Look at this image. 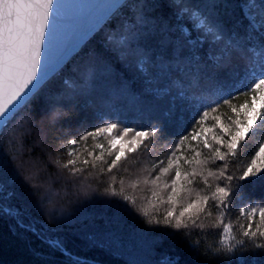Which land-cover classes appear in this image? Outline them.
Masks as SVG:
<instances>
[{"label":"snow or ice","instance_id":"1","mask_svg":"<svg viewBox=\"0 0 264 264\" xmlns=\"http://www.w3.org/2000/svg\"><path fill=\"white\" fill-rule=\"evenodd\" d=\"M158 9L167 11L154 22L149 16ZM149 41L155 46L150 47ZM206 44L210 51L219 53L208 57L214 61V72L207 70V63L201 66L204 57L195 55ZM171 49L180 55L187 50L195 69L157 90L158 95H173L181 101L179 115L173 108L164 114L167 123H152L150 117L145 124L114 112L102 113L97 116L99 126L66 141L70 159L50 162L73 177L89 166L99 168L110 181L107 203L138 212L146 218V228L158 233L161 240L176 243L179 236L187 247L175 255H164L161 264H182V254L187 257L184 264H198L199 244L189 238L190 229L206 226L222 228L217 235L224 249L220 257L223 264H246V253L264 252V206L255 202L239 208L247 221V226L239 224L240 239L225 219L233 200L248 198L246 185L264 182V142L243 168L238 163L245 142L264 126V0H166L163 4L158 0H95L65 30H58L53 20V0H0V135L7 132L21 143L38 127V115L52 120L60 117L61 108L83 95L78 81L94 78L95 74L83 71L81 64L105 71L112 61L128 64L151 83L153 76L168 77L171 65L166 62V52ZM249 53L253 54L252 62L242 71H223ZM65 70L75 79H63ZM189 90L203 94L189 97ZM240 95L250 97L251 102L246 99L237 106L234 101ZM89 139L92 150L83 149L88 158L82 159L79 146ZM161 140L166 142L167 154L152 164L148 175H137L127 182L121 177L117 190L114 170L119 172L131 154L147 150L149 142L155 146ZM27 155L30 163L25 175L21 171L25 161L18 166L0 150V214L13 220L16 228L37 235L65 256L67 264H90L74 255L63 239L45 237L25 223L24 210L14 201L23 199L30 207L31 197L44 187L40 183L44 179L42 167L30 151ZM155 169L158 172L152 175ZM46 183L51 191V181ZM201 183L203 187H193ZM138 190L150 195L138 197ZM138 199L143 200L139 207ZM210 202L218 211L214 220L208 211ZM69 222L63 213H49L46 219L53 230ZM78 232L89 248L122 242L111 231L88 222H83ZM213 252L218 255L220 249Z\"/></svg>","mask_w":264,"mask_h":264},{"label":"trees","instance_id":"2","mask_svg":"<svg viewBox=\"0 0 264 264\" xmlns=\"http://www.w3.org/2000/svg\"><path fill=\"white\" fill-rule=\"evenodd\" d=\"M145 2L152 3L154 0H145ZM158 2L163 4L166 3V0H158ZM216 2H222V0H216ZM231 2L238 3L239 0H231ZM166 11V9L155 10L151 12L149 19L155 22L156 17L163 15ZM220 11L223 12L222 9ZM236 11L238 15L239 10ZM149 27L151 28V25ZM148 43L150 47L155 46L153 41ZM210 47L209 44L204 45L202 51L196 52L195 55L204 57L200 61L201 66L207 63V70L214 72V61L208 57L219 53L215 50L210 51ZM252 56V53L245 55L223 71L225 73L242 71L245 65L252 62L250 59ZM190 59L187 50L183 55L174 49L168 50L166 62L171 65L168 77L153 76L151 83H148V78L139 69L130 67L128 64L112 61L107 71L103 68L81 64L80 67L83 71H91L95 74L94 78L91 81L87 78L78 81L79 87L83 89V95L69 104L66 109L61 108L60 117L52 120L38 115V127L33 129L27 140L21 143H17L7 132L0 135V150L7 152L10 159L18 166L22 160L25 161L21 168L23 174H28L30 158L27 153L29 151L43 169L44 179L40 183L44 187L40 193L31 197V206H26L23 199L14 201L24 210L25 223L32 224L45 237L63 239L74 255L88 259L90 264L92 262L94 264H161L164 255H175L180 253L182 248H186L187 245L181 241L179 236L176 238V243L167 239L161 240L158 233L146 228L143 223L146 218L139 216L138 212H128L115 203H107L106 201L110 198V192L107 190L110 181L107 174L99 172V168L92 169L89 166L82 173L73 177L68 173V170L59 168L50 160L59 159L63 163L70 159L71 157L67 155L66 141L73 138L78 139L85 131L92 130L93 126H99L97 116L102 113L114 112L123 118L135 119L137 123L145 124L149 122L150 117L153 118L152 123H156L157 120L167 123L164 114L173 108L176 109L175 115H179L181 101L173 95H158L157 90L168 87L170 81L179 80L181 77L193 73L195 69L190 63ZM80 74L82 73H78V75ZM62 78L75 79L70 70H65L62 73ZM201 94L203 93L199 90H189L187 93L189 97ZM246 99L249 100V103L251 102L250 97L240 95L234 103L239 106ZM221 111H227V109ZM260 142H264V126L257 129L245 142L238 161L241 168L254 154ZM153 145L154 142H149L147 150L141 149L140 152L131 154L122 163L119 172L114 170V174L117 176V190L121 177H124L127 182L128 179H134L137 175H148L152 164L162 155L167 154L164 140ZM92 146L91 139L86 144L79 146L82 159L88 158L86 152L82 150L91 151ZM210 167L213 166L210 165ZM125 168H127V172L124 171ZM156 172L158 169L153 170L152 175H155ZM57 176L60 177L59 180L56 179ZM46 181H51V191H47ZM141 187L144 186L141 185ZM193 187L199 188L203 185L202 183L194 184ZM24 191L26 193L27 189ZM245 192L248 193V198L233 200L229 214L225 219V222L233 224V232L237 239L241 238L238 233L239 224L244 223L247 226V221L239 214V208L245 205L254 206L255 202H261V206H264V197H262L264 182L255 186L246 185ZM129 193L132 194L131 190ZM135 195L141 197L150 195V192L138 190ZM142 203L143 200L138 199L137 207ZM208 211L212 213L214 220L218 211L211 205V202ZM52 212L65 214L70 218V222L59 230H53L46 223L49 213ZM83 222H88L98 229L111 231L122 242L106 244L103 248L84 246L79 239L78 232ZM204 222L206 225L209 224L207 219ZM190 231L192 235L189 238L199 244L200 250L195 257L198 264H223L220 257L223 256L224 249L219 243L217 235L222 232V228L213 229L206 226L205 229L192 228ZM214 249H220V253L214 255ZM205 251H207V255H204ZM245 258L246 264H253V262L254 264H264V252H248L245 254ZM181 259L184 264L187 257L182 254ZM0 264H67V258L58 251L54 252L48 244L32 232L16 228L13 220L0 214ZM232 264H236V262L233 261Z\"/></svg>","mask_w":264,"mask_h":264},{"label":"water","instance_id":"3","mask_svg":"<svg viewBox=\"0 0 264 264\" xmlns=\"http://www.w3.org/2000/svg\"><path fill=\"white\" fill-rule=\"evenodd\" d=\"M95 0H53V20L58 30L70 29L78 14Z\"/></svg>","mask_w":264,"mask_h":264}]
</instances>
